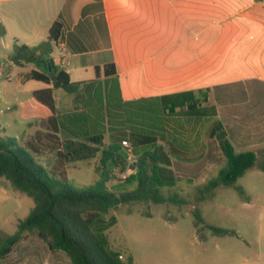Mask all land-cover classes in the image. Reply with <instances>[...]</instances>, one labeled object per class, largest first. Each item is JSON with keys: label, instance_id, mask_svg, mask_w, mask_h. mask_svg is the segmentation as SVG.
Listing matches in <instances>:
<instances>
[{"label": "trees", "instance_id": "1", "mask_svg": "<svg viewBox=\"0 0 264 264\" xmlns=\"http://www.w3.org/2000/svg\"><path fill=\"white\" fill-rule=\"evenodd\" d=\"M62 28L61 21L55 20L43 42L35 47L15 46L11 58L15 64L35 62L42 68L30 70L22 80L47 85L32 95L50 115L39 121L38 129L21 146L15 138L0 137V177L33 202L29 213L18 219L16 232L0 238V262L31 234L45 242L49 251L65 254L71 264H127L109 246L106 231L116 224L109 211L132 202L183 203L176 194L164 191L179 181L172 157L182 162L198 158L194 142L200 136L198 131L193 139L189 135L200 121L210 122L205 136L216 139L222 158L215 175L195 185L200 201L217 187L235 183L254 165L256 156L251 150H235L214 106L208 104V89L122 101L112 63L95 66L92 80L71 82L50 57L62 38ZM53 90L70 97V110L56 108ZM123 140L130 144L135 172L120 179L114 170L123 172L130 164ZM44 153L54 155L52 169L36 159ZM95 159L97 178L75 185L68 169L95 163ZM193 215L197 226L203 221L200 211L195 209ZM207 228L218 231L211 225Z\"/></svg>", "mask_w": 264, "mask_h": 264}, {"label": "crops", "instance_id": "2", "mask_svg": "<svg viewBox=\"0 0 264 264\" xmlns=\"http://www.w3.org/2000/svg\"><path fill=\"white\" fill-rule=\"evenodd\" d=\"M0 2L2 31L16 45L37 46L61 21L50 57L71 82L92 80L95 66L112 63L122 101L208 89L234 148H264V0ZM202 122L210 123L200 121L191 139ZM19 241L38 244L31 234ZM26 262L41 264L32 250Z\"/></svg>", "mask_w": 264, "mask_h": 264}, {"label": "rangeland", "instance_id": "3", "mask_svg": "<svg viewBox=\"0 0 264 264\" xmlns=\"http://www.w3.org/2000/svg\"><path fill=\"white\" fill-rule=\"evenodd\" d=\"M3 3L0 2V137L15 138L18 145L38 129L39 121L50 115L32 95L46 88L42 82L22 80L30 70L42 71L35 62L15 64L11 60L16 45L2 31ZM22 45V44H21ZM56 52V50H54ZM56 108L71 109V99L62 90H53ZM208 123L197 129L200 143L194 149L198 158L182 162L171 158L172 169L179 177L177 185L165 194H176L183 203L121 204L109 211L116 224L106 231L111 249L121 254L127 264H264V148L256 147L254 165L235 183L219 186L198 199L195 185L214 176L221 165V154L215 138H207ZM237 152L245 151L235 146ZM36 159L46 168L56 166L54 155L44 153ZM95 163L68 169L73 183L83 186L97 178ZM33 202L0 177V238L16 232L18 219L24 218ZM200 211L203 221L195 226L193 212ZM211 225L218 229L212 231ZM28 242V241H26ZM19 241L8 258L0 264H24L29 252L41 264H71L62 252L51 258L45 242L37 246Z\"/></svg>", "mask_w": 264, "mask_h": 264}, {"label": "built area", "instance_id": "4", "mask_svg": "<svg viewBox=\"0 0 264 264\" xmlns=\"http://www.w3.org/2000/svg\"><path fill=\"white\" fill-rule=\"evenodd\" d=\"M122 148L125 153L126 160L130 163L129 166L126 168L125 171L123 172H117L114 170V174L119 177L120 179H124L127 175L134 173L135 172V166H134V161H133V155L131 152V147L128 141L123 140L121 142Z\"/></svg>", "mask_w": 264, "mask_h": 264}]
</instances>
